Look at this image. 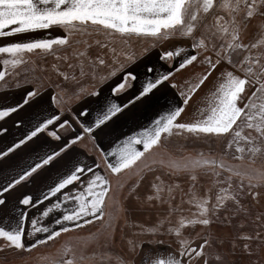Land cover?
<instances>
[{
	"label": "snow or ice",
	"instance_id": "obj_1",
	"mask_svg": "<svg viewBox=\"0 0 264 264\" xmlns=\"http://www.w3.org/2000/svg\"><path fill=\"white\" fill-rule=\"evenodd\" d=\"M256 15L264 16V0H0V39L48 30L53 26L65 32L64 36L0 44V84L5 86V91L0 92V209H8L9 216L15 220V227L6 229L0 226V238L7 242L5 246L18 251H32L72 230L65 224H71L72 228H82L93 220L102 219L105 197L109 192L108 181L97 173L99 165L93 167L80 159L83 153L77 150L78 146L86 139H91L95 147H101L96 143L97 138L109 134L110 125L118 116L137 104L151 103L174 73L193 63L206 65L207 71L197 83L189 85L186 92L180 93L184 106L221 62L236 68L244 77L232 71L221 73L218 78L221 82L211 93V106L202 109L201 118L194 123L177 122L184 111L183 106L168 109V105H163L159 118L154 119L149 128L128 136L121 148L112 151L114 144L107 151L101 148L105 155L112 157V160L106 162L111 172L118 174L131 169L146 153L161 143L163 136L172 135L174 130H178L176 134L187 132L193 135L231 136L228 147L235 144L237 153H251L252 157L264 151V51H252L264 45V42L249 45L240 41L241 26H246L247 21ZM96 33L147 39L153 44L173 37L188 38L193 41L191 48L195 51L189 52L184 47L176 46L173 50L163 52L159 56L161 61L171 58L175 62L167 67L164 64L148 65L144 69L143 78L126 71V64L119 68L113 67L100 77V82L107 83L118 74L121 78L103 96L99 91L90 93L96 97L94 108L52 111V108L58 106L57 96H51V105L45 107L39 103L43 93L33 89L24 92L14 104L7 102L10 92L20 90L19 87H7L8 77L25 81L28 79L22 73L31 66L30 54L54 56L61 60L68 72H61L55 65L53 69L69 85L73 82L79 84L80 79L85 77L95 79L100 69L108 67L105 59L107 51H111L114 56L119 53L96 41V47L106 51L93 55L90 51L92 44L84 41L86 49L80 50L81 41L73 42L70 36H92ZM61 51L66 53L63 57L59 56ZM204 52L214 54L215 62L211 56H203ZM126 60L136 62L133 56H126ZM112 63L115 65L116 61ZM168 86L177 87L174 83ZM246 86L253 89L251 95H247ZM80 91L83 92V88ZM67 95L70 100L76 95L75 89L69 87ZM122 97L127 98L119 99ZM34 103L37 107L26 117H20V113ZM13 116L19 118L13 120ZM9 121H12L10 126ZM13 128L17 131L13 132ZM244 129L251 131L245 135ZM252 132L256 135H252ZM241 142L247 147H241ZM135 145L141 146L142 150ZM21 152L23 156L19 155ZM252 157H249L250 161ZM28 160L31 162L28 163ZM210 164L217 165V162L199 159L185 167L201 168ZM169 166L178 167L175 162ZM217 166L225 168L223 163ZM54 170L56 175L53 179L51 174ZM225 170L232 172L231 169ZM215 175L220 176V173L216 172ZM232 175L243 180L247 173L235 171ZM192 179L196 177L192 176ZM85 181L81 195H75L73 190ZM231 181V175L219 181L227 182L228 187L221 188L223 195L216 196L218 205L208 207L207 201L197 205L200 215L205 218L186 223L209 225V214L214 215L217 207L224 208L226 201L237 200L238 197L229 192ZM33 183H43L38 194L13 195L19 187L31 186ZM153 187L157 192L155 198L159 199L164 189L156 185ZM239 187L243 189L244 184L241 183ZM84 192L88 193L87 197L83 195ZM68 201H74L76 206L67 214L56 211ZM40 220H45V226H38ZM51 223L60 227L50 230L46 225ZM185 226V222H181L179 227ZM38 233L47 235L31 244L24 243L27 236ZM244 238L249 241L255 239ZM180 243L182 251L178 256L166 254L167 259L154 260L153 264H186V261L203 258L208 245V241L199 247H190L188 241ZM61 264H74V261H61ZM204 264L209 262L204 260Z\"/></svg>",
	"mask_w": 264,
	"mask_h": 264
},
{
	"label": "crops",
	"instance_id": "obj_2",
	"mask_svg": "<svg viewBox=\"0 0 264 264\" xmlns=\"http://www.w3.org/2000/svg\"><path fill=\"white\" fill-rule=\"evenodd\" d=\"M246 34L247 33L240 31V40L241 36L246 37ZM64 35L65 32L63 29L53 26L48 30H39L33 33L0 39V44L27 39L52 38ZM196 35L199 36V32H197ZM70 40L73 42L81 41L80 50L86 49V45L83 43L84 41L92 44L90 51L93 55H98L106 51L96 47L95 42L100 41V43L107 45L108 49H115V52L119 53V55L114 56L111 51H107L105 59L108 67L100 69L99 75L95 79L85 77L80 79L79 84L73 82L69 85L68 82L64 81L63 76L53 69V66L55 65L61 70V72H68L66 65L61 60H58L54 56L45 57L30 54L29 59L31 61V66L22 73V75H27L28 79L25 81L17 78L19 79V84H17V79L8 77L9 83L7 87H19L20 90L10 92V99L7 102L14 104L17 100H20L24 92L33 89L39 90L43 93L40 97L39 103L45 107L51 105V96H57L58 106L52 108V111L63 112L67 111L69 108L79 111L84 107L94 108L96 97L91 96L90 93L99 91L101 96H103L107 94L109 89L121 78L118 74L114 79L107 83L100 82V77L104 76L108 71H111L113 67L119 68L120 65L126 64V71L134 72L143 78L146 66H159L160 64H164L165 67H167L175 62L171 58L167 61H161L159 56L163 52L173 50L176 46L184 47L189 52L195 51L191 48V44L193 43L191 39L180 37L162 40L159 44H153L151 40L147 39L123 38L115 33H96L92 36L72 35L70 36ZM65 54L66 53L63 51L59 52V56L61 57ZM126 56L135 57L136 62H128ZM203 56H211L214 62L216 60V56L210 52H204ZM114 60L116 61L115 65L112 63ZM70 62L74 63V61L71 60ZM17 71H19V69ZM206 71V65L196 62L185 69L174 73L168 84L159 89L156 93V99L151 103L137 104L135 107L125 111L114 120L108 130L109 134L102 138H97L96 143L100 144L101 147H95L91 139H86L78 146L77 150L83 153L80 159L84 163L92 165L93 167L99 165L97 173L104 176L108 181L107 187L109 188V192L105 197L102 219L93 220L91 224L82 228H72L71 224H65L64 226L69 227L72 230L63 233L61 236L47 244L39 245L32 251H18L6 247L5 245L7 242L0 238V249H2L0 250V264H19L20 262H26L27 264H61V261L67 260H73L74 264H124L123 259L121 258L124 248L129 251H134L129 264H153L154 260L160 258L167 259L166 254L178 256L179 252L172 247V244L169 241H156L155 239L161 238L166 234L169 237L172 235L170 230L161 228L164 217L172 210L171 206L172 203H174L172 202L174 200H172L170 189L172 183L165 175V173H169V170L171 169L169 166L171 163V155H177L182 158L185 153L197 152L196 150H193V152L190 150L189 152L184 151V153H180L181 149H186L187 147L188 149L194 148V144L192 143L195 140L188 143L187 132H179V134H176L178 130H174L172 135L163 136L161 143L157 147H154L150 152L146 153L131 169L124 170L118 174H113L108 168L106 162L112 160V157L105 155L101 148L107 151L112 144L115 145L112 151L121 148L123 141L128 136L136 135L138 132L149 128L152 121L159 118V115L162 114L163 105H168V109L174 108L177 105L184 107V111L178 118V123L191 124L200 119L201 110L209 108L212 104L211 93L215 90L218 83L221 82V80L218 79L221 77V73L232 71L233 74H237L236 68L228 63L223 64V62H221L215 71L211 73L208 80L195 92V94L192 95V99L189 103L184 106L182 104L183 97L180 93L186 92L189 85L197 83ZM173 83L177 85L176 88L168 86ZM69 87L75 89L76 93V95L70 100L67 95ZM81 88H83V92L80 91ZM4 91L5 86L0 84V92ZM126 98L127 97H122L119 99ZM36 107L37 104L34 103L29 108L25 109L24 112H21L20 117H26ZM17 118L19 117L13 116V120ZM11 124L12 121H9V126ZM12 131L15 132L17 129L13 128ZM198 137L200 136L193 135L194 139ZM208 137L211 138L215 136ZM134 147L141 149V146L139 145H135ZM172 147L176 148L175 150L177 152L174 151ZM19 155L23 156L24 153L21 152ZM17 158L18 157H14V159ZM27 162L30 163L31 161L28 160ZM114 162L115 161L113 160V163ZM149 170H157L158 172L156 175H152L153 177H149L145 180V176H142L141 179L140 177L138 178V171H143L142 175H145ZM51 175L54 179L56 170H54ZM86 182L87 181L83 184H79L77 188L73 190L75 195H81ZM154 185L160 186L164 189V191L159 194V199L155 198L157 192L153 187ZM126 186L127 190L124 189ZM179 186L180 190L176 197L179 198L178 201H181L185 194L183 189H186V187L183 188V186L186 185L182 183L181 185L179 184ZM41 187H43V183H33L31 186L23 185L19 187L13 195L20 196L25 193L35 195L38 194ZM83 195L87 197L88 193L84 192ZM149 197H153V199L150 200ZM9 199L11 200L12 197H9ZM140 203L146 204V210L140 209ZM75 206L74 201H68L67 204H61V207L56 211L67 214ZM174 208L177 210L176 207ZM143 212L148 214H144V218L152 219L154 221L148 223L147 220L142 219L141 224L138 226L137 216ZM156 213L158 214L157 217H155ZM152 215H154V217ZM89 218L91 219V217ZM46 219L47 218H45V220ZM45 220H40L38 226H45ZM0 226L5 227L6 229L15 227V220L9 216L8 209L6 208L0 209ZM46 226H48L50 230L58 229L60 227L55 223L47 224ZM155 227H158V230H154ZM29 231H31L30 228ZM150 231L155 232L150 234ZM139 232L144 233L142 236H145L146 238L148 237V239L146 241L144 240L140 246L137 245V242L134 243L139 236ZM46 235L47 233L29 235L24 243L31 244L38 238L43 239ZM130 241L132 243H129ZM148 241H151V243H148ZM196 244L191 245V247H194ZM108 245L112 246L114 252L110 254L106 253ZM197 245V247H199V244ZM245 245H248L247 249L245 248ZM242 246L244 248L243 254L248 255V258L244 257V262H246V264H261L264 262V244L258 247L257 254H252L251 251L253 244L250 243L249 240L243 241ZM232 249L235 248L232 247ZM226 250L228 252L221 250H218V252H208L202 261H186V264H204V260L207 259L210 260V264H222L223 262L226 264H232L230 262L231 252H229L231 250ZM117 251H119V254H117ZM81 257H83V259H81ZM217 257H219V259H217Z\"/></svg>",
	"mask_w": 264,
	"mask_h": 264
},
{
	"label": "rangeland",
	"instance_id": "obj_3",
	"mask_svg": "<svg viewBox=\"0 0 264 264\" xmlns=\"http://www.w3.org/2000/svg\"><path fill=\"white\" fill-rule=\"evenodd\" d=\"M237 19H239V17ZM241 31L247 33L246 37L241 36L240 41L244 44L250 45L252 43L264 42V16H254L251 20L247 21L246 26H241ZM252 51H264V45H261ZM241 58H243V55ZM223 64H226V62H223ZM235 75H238L241 78L244 77V74L238 70ZM252 91L253 89L251 87L246 86L247 95H251ZM240 106L242 107L243 103H241ZM250 131L251 130L244 129V134L247 135ZM251 134L256 135L254 132ZM197 136L200 137L194 139L193 134L187 133L188 143L195 140L192 143L194 144V148L188 149L187 147L186 149H181L180 153H184V151L189 152L190 150H192V152L193 150H196L197 152H194L195 154L185 153L182 158L177 155H171L170 161L175 162L178 167H171L169 173L165 171L167 174L164 172L166 177L169 178L172 183L170 189L172 200L174 201H171L174 203H172L171 206L172 210L164 217L161 228L170 230L172 235L169 237L166 234L155 240L169 241L177 252L182 251L181 241H188L190 247L196 243L201 245L204 241H208L203 258H205L208 252H218V250L228 252L226 250L228 249L231 250L229 252H231L230 262L232 264H246V262H244V257L248 258V255L243 254L244 248L242 242L247 241V239L244 237H255L254 240L249 241L253 244L251 251L252 254H257L258 247L264 244V151L252 157L251 153H237L235 151V144L229 148L228 141L232 139L231 136L225 135L211 138L204 135ZM240 146L247 147L243 142H241ZM172 149L176 151V148L172 147ZM237 156H242L243 158L235 159L234 157ZM249 157H252L251 161L249 160ZM199 159L214 160L217 162V165L223 163L225 168L222 169L217 165L211 164L201 168H194L191 166L185 167V165H190L191 162ZM225 169H231L232 172L238 171L241 173H247V176L241 180V177L232 175V172L226 171ZM138 172V178L140 177L141 179L142 176H145V180L156 175L158 171L149 170L145 175H142L143 171ZM216 172H219L220 176L215 175ZM229 175L232 176V187L229 189V192L232 195L237 196L238 199L235 201H226L224 208L217 207L214 215L209 214L208 218L211 221L209 225L187 224L186 222L189 220L205 218L200 215V208L197 205H203L204 201L208 202V207L218 205L219 202L216 200V196L218 194L223 195V193L220 192V189L228 187L227 182L220 183L219 181ZM192 176H195L196 179L193 180ZM249 177L252 178L251 181L249 180ZM182 183L186 185L183 186V188L186 187V189H183L185 194L183 195L182 200L178 201L179 198L176 196L180 190L179 184L181 185ZM241 183L244 184L243 189H240L239 187ZM250 184L255 185V187H251ZM124 189L127 190V186ZM174 207H176L177 210H175ZM145 208L146 204L140 203V209L146 210ZM145 213L146 212H143L137 216L138 226L141 224L142 219L147 220L148 223L154 221L152 219L144 218L143 215ZM152 216L154 217V215ZM157 216L158 214L156 213L155 217ZM181 222H185L186 226L184 228L179 227ZM157 228L158 227H155L154 230H158ZM153 232L155 231H150V234ZM143 234L144 233L139 232V236L134 242H137L138 246H140L144 240L146 241L148 239V237L146 238L145 236H142ZM148 243H151V241H148ZM197 244L194 247H197ZM232 247L235 249H232ZM112 252H114L112 246L108 245L106 253L110 254ZM133 252L134 251H129L124 248L121 257L124 264H129ZM117 254H119V251H117ZM203 258H197L196 262L202 261ZM207 261L210 262L208 259ZM192 262H194V260H192ZM19 264L27 263L20 262ZM222 264L226 263L223 262ZM261 264H264V262Z\"/></svg>",
	"mask_w": 264,
	"mask_h": 264
}]
</instances>
